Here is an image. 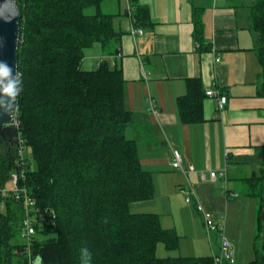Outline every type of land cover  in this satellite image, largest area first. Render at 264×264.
Masks as SVG:
<instances>
[{"label": "trees", "instance_id": "trees-1", "mask_svg": "<svg viewBox=\"0 0 264 264\" xmlns=\"http://www.w3.org/2000/svg\"><path fill=\"white\" fill-rule=\"evenodd\" d=\"M106 0H16L21 13L18 73L23 87L14 113L17 131L36 168L26 161L22 183L36 206L31 245L14 244L23 234L24 194H3L16 172L17 146L0 156V264H81L88 247L92 264H213L212 257L159 258L158 246L179 248L180 236L165 229L155 213L132 212V205L154 197L152 174L142 167L137 145L127 137L133 122L126 108L123 70L108 60L82 69L86 52L106 49L124 33L117 15L103 12ZM136 26L150 24L147 8L129 0ZM256 52L262 68L264 97V0L253 9ZM194 36L203 44L201 11L194 9ZM205 93L200 79H188L178 99L184 124L204 120ZM0 143L4 144L3 141ZM261 169L244 179L247 196L258 201L255 258L264 264V146ZM19 196V198H17ZM28 247H30L28 250Z\"/></svg>", "mask_w": 264, "mask_h": 264}, {"label": "crops", "instance_id": "crops-1", "mask_svg": "<svg viewBox=\"0 0 264 264\" xmlns=\"http://www.w3.org/2000/svg\"><path fill=\"white\" fill-rule=\"evenodd\" d=\"M259 1L138 0L150 14L151 23L145 26H136L129 0H106L102 5L117 4L111 14L117 15L115 27L124 34L116 47L88 50L82 69L94 70L108 60L123 70L126 108L133 117L126 135L135 141L155 191L153 199L132 208H137L135 213L158 214L163 228L180 236L179 248L162 258L219 253L221 237H209L199 205L216 224H224L234 264L255 258L258 203L247 196L244 179L260 173L259 149L264 146L262 68L253 29V9ZM194 9L201 11L203 44L194 36ZM133 29H142L143 35L133 36ZM188 79H200L205 93L204 120L189 125L181 122L177 104L187 93ZM210 90L227 97L222 111L218 97L207 96ZM173 149L195 172L186 175L173 169ZM226 167V181L209 179L211 172ZM200 172L207 174V181ZM189 192L191 204L185 201Z\"/></svg>", "mask_w": 264, "mask_h": 264}, {"label": "built area", "instance_id": "built-area-1", "mask_svg": "<svg viewBox=\"0 0 264 264\" xmlns=\"http://www.w3.org/2000/svg\"><path fill=\"white\" fill-rule=\"evenodd\" d=\"M133 36H136L137 34L143 35L142 29H133L132 30ZM143 68V67H142ZM144 77L146 76V73L143 71ZM207 96L209 97H218L219 104H218V110L222 111L225 104L227 103V97L221 96L218 93L214 91H208ZM16 128H18V123L15 120ZM15 143L17 146V162H16V172L13 173V176L11 178L12 181V188L11 189H4L2 192L4 195L8 193H13L17 195L18 193L24 194V206L26 208V214L25 218L23 220L22 229H23V238H25L28 241V245H31V240L33 236L36 234V228L35 224L41 223L45 221V218L42 214H39L38 218L36 216H33L31 214V209L36 206L35 200H33L30 195L28 194L26 188H24L22 183L26 180V161H25V151H26V145L25 141L23 140L22 134L20 132H17ZM172 167L176 171H180L184 174H188L190 172H195V167L191 164L188 167L184 166L183 156L181 152L177 149H173V161H172ZM227 171L228 167H226L223 170H220L219 172H211L209 175V179L213 182H215L218 178L224 179V181L227 180ZM200 177L202 181H207L208 177L205 172H200ZM224 191H227L226 184L224 185ZM192 193H186L185 195V201L188 204H191L193 202ZM19 198V196H17ZM199 211L203 213L205 227L207 230V233L209 237L211 238V234L217 233L221 237V243H220V251L217 254H214L212 256L213 258V264H234L235 258H234V248L230 241L228 240L225 232H224V224H216L214 220L211 217V214L206 212L202 206H198ZM30 247H28V250Z\"/></svg>", "mask_w": 264, "mask_h": 264}, {"label": "water", "instance_id": "water-1", "mask_svg": "<svg viewBox=\"0 0 264 264\" xmlns=\"http://www.w3.org/2000/svg\"><path fill=\"white\" fill-rule=\"evenodd\" d=\"M21 13L16 0H0V60H5L18 72V48ZM16 106L10 112L0 110V141H7L11 151L17 135L14 126Z\"/></svg>", "mask_w": 264, "mask_h": 264}, {"label": "clouds", "instance_id": "clouds-1", "mask_svg": "<svg viewBox=\"0 0 264 264\" xmlns=\"http://www.w3.org/2000/svg\"><path fill=\"white\" fill-rule=\"evenodd\" d=\"M23 87L20 74L15 72L5 60H0V110L10 112L16 106V101ZM81 264H92V253L86 246L80 248ZM32 264H43L42 257L37 255Z\"/></svg>", "mask_w": 264, "mask_h": 264}, {"label": "rangeland", "instance_id": "rangeland-1", "mask_svg": "<svg viewBox=\"0 0 264 264\" xmlns=\"http://www.w3.org/2000/svg\"><path fill=\"white\" fill-rule=\"evenodd\" d=\"M116 6H117V4H116L115 2H112L111 6H110V7L108 6V8L103 6V12L106 13V14H111L112 12H114L113 10L115 9L114 7H116ZM108 49H109V48H108ZM17 132H18V131H17ZM23 140H24V139H23ZM25 143H26V142H25ZM4 155H5V146H4L2 143H0V156H4ZM25 157H26V158H29L30 161H31L32 167H33V168H36V164H35V162L33 161V158H32V156H31V154H30V150H26V151H25ZM7 188H8V189H11V188H12V181H11V180H10V182L8 183ZM242 195H243V194H242ZM243 196H244V195H243ZM253 199H255V198H253ZM257 203H258V201H257ZM136 209H137L136 207L132 208V212H135ZM22 228H23V227H22ZM22 236H23V235H22ZM13 243H14V244H21V245H23V244H27V240H26L25 238H22V237H21V234H19V235L17 236V238L13 240ZM219 243H220V242H219ZM219 243H218V244H219ZM167 253H168V251L166 250V248H165V246H164L163 244H161V245L158 246L157 255H158L159 258H162V256H163V257L166 256ZM178 254H179V253H178ZM166 257H167V256H166Z\"/></svg>", "mask_w": 264, "mask_h": 264}, {"label": "flooded vegetation", "instance_id": "flooded-vegetation-1", "mask_svg": "<svg viewBox=\"0 0 264 264\" xmlns=\"http://www.w3.org/2000/svg\"><path fill=\"white\" fill-rule=\"evenodd\" d=\"M1 141H3L4 142V146L5 145H7L8 147H7V149H9V144H8V142L7 141H4V140H1ZM15 146V141H14V144H13V147ZM13 147H12V149H13ZM9 151V150H8Z\"/></svg>", "mask_w": 264, "mask_h": 264}, {"label": "bare ground", "instance_id": "bare-ground-1", "mask_svg": "<svg viewBox=\"0 0 264 264\" xmlns=\"http://www.w3.org/2000/svg\"><path fill=\"white\" fill-rule=\"evenodd\" d=\"M23 222V221H22ZM23 238V237H22Z\"/></svg>", "mask_w": 264, "mask_h": 264}]
</instances>
